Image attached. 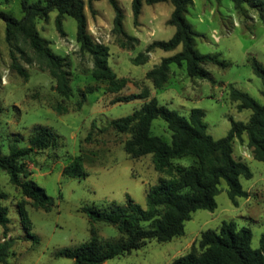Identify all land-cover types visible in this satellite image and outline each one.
<instances>
[{"label":"rangeland","instance_id":"rangeland-1","mask_svg":"<svg viewBox=\"0 0 264 264\" xmlns=\"http://www.w3.org/2000/svg\"><path fill=\"white\" fill-rule=\"evenodd\" d=\"M31 2L37 0H29ZM121 6L123 29L130 39L113 28V8L107 0H95L85 4L87 29L95 42L108 47V65L118 77L129 79L118 94L137 92L148 86L158 103L187 117L191 108L204 110L203 120L207 132L213 138L225 136L230 128V118L247 121L250 109L236 108V102L228 95L230 85L247 92L259 104H264V86L250 65L254 57L264 65V19H260L255 8L243 4L235 10L231 0H188L186 20L198 33L195 48L203 54H217V61L207 62L204 67L209 78L190 77L184 65L169 66L168 79L163 87L152 88L145 72L158 64L162 57L180 50L156 48L147 53V61L135 64L132 58L145 50L153 40H167L174 33V26L167 23L173 9L169 0L154 4L143 3L137 23L133 22L131 0H117ZM264 1V0H263ZM0 8L20 17L19 0H0ZM57 11H50L47 18H38L36 26L40 34L49 41L51 49L65 57L64 68L70 77L72 96L66 101L68 111L56 113L52 108L58 100L52 86L53 79L47 68L39 63L28 42L20 40L18 49L5 39V24L0 19V153L7 154L10 146L27 144L34 125L50 128L57 135L55 145L42 151H34L22 158L30 171V178L45 190L51 199L49 210L34 208L20 188L12 184L6 171L0 170V190L6 193L2 204L7 207L9 217L7 237H12L9 264H74L73 260L58 256L60 247L78 245L89 238L91 221L80 209L92 205L109 209L125 203L126 194L141 207L146 206L147 189L157 182V173L151 163L150 154L133 159L122 147L125 133L111 127L99 131L113 118L131 113L144 99L111 103L117 94L105 92V82L94 80L90 74L92 57L80 51L75 40L76 21L64 15L62 26L65 35H60L54 24ZM16 63L28 73L24 79L11 66V54ZM223 63L224 65H222ZM88 84L97 89L85 92L80 108L76 103L82 99L81 89ZM95 121V128L91 122ZM92 129V130H91ZM91 131V140L85 141ZM151 132L170 140V131L162 118H155ZM81 149L94 153L92 161L84 162L85 176L71 177L62 173ZM233 156L243 160L252 172L250 178L239 177L247 197H238L233 204L226 193L227 184L219 183L213 210L197 209L184 223L182 235L169 241L149 239L129 253L109 258L102 264H170L177 256L187 252L197 243L201 231L216 229L222 220H233L237 226L251 230L252 248L258 247L259 236L264 230V162L251 156L246 146V135L233 142ZM175 163L189 165L192 157L174 159ZM24 200V208L31 222L30 233L37 241L26 237L17 203ZM94 226L102 238H117V229L108 223L95 221ZM3 230L0 226V239Z\"/></svg>","mask_w":264,"mask_h":264},{"label":"trees","instance_id":"trees-1","mask_svg":"<svg viewBox=\"0 0 264 264\" xmlns=\"http://www.w3.org/2000/svg\"><path fill=\"white\" fill-rule=\"evenodd\" d=\"M95 0H19L22 15L18 18L0 8V19L5 24V39L16 49L18 42H28L53 79V90L58 100L52 108L58 114L68 111L66 101L72 96L70 77L64 68L65 57L54 52L49 41L44 38L37 26L38 18H47L50 11H57L54 24L60 35H65L62 26L64 15L72 16L76 21L75 40L79 50L88 52L92 57L90 74L94 80L105 82V92L117 94L111 103L128 101L134 98L144 99L142 104L131 113L113 118L106 125L98 127L104 131L111 127L118 133H125L122 140L123 150L128 157L136 159L150 154L153 169L163 173L157 177V182L150 186L145 194L146 206L141 207L126 194L124 204L113 205L109 209H100L92 205L81 207L91 221L88 240L74 246L60 247L55 251L58 256L73 260L74 264H102L109 258L131 252L144 244L146 240L155 239L159 242L169 241L182 235L184 223L191 213L197 209L213 210L216 207L215 195L219 192V183L227 184L226 193L233 204L237 205L238 197H247L239 177L250 178L252 172L241 159L233 156V142L246 135V146L251 156L264 162V104H259L247 92L234 86L229 87L228 95L236 102V108L250 109L247 121L230 118V128L225 136L213 138L206 129L203 120L204 110L191 108L187 117L158 103L151 95L150 88L143 86L137 92L118 94L129 81L126 77H118L108 65V47L104 43L95 42L87 29L85 4ZM113 8L112 19L115 31L130 39L123 29V10L117 0H107ZM166 0H131V10L134 24L140 14L143 3L154 4ZM173 6L167 23L174 26V33L167 40H153L145 50L132 58L133 63L142 64L147 61V53L160 48L172 50L180 46L174 54L162 57L158 64L145 72V78L151 82L152 88H161L168 79L169 66L184 65L190 77L209 78V71L204 67L207 62L217 61V54H203L195 48V37L198 33L185 18L188 0H169ZM233 8L238 10L243 4L255 8L260 19H264L263 0H231ZM11 66L27 79L26 70L16 63V57L11 54ZM224 65L223 63H221ZM253 73L260 77L264 86V65L254 57L250 58ZM97 85L88 84L81 89L82 99L76 103L80 108L85 92L96 90ZM162 118L170 131L167 141L151 132L153 119ZM95 128V121L91 122ZM92 130V129H91ZM91 131L84 137L91 140ZM57 142V135L50 128L34 125L27 137V144L18 147L10 146L7 154L0 153V170L9 175L12 184L20 188L21 194L29 199L34 208L49 210L52 204L45 190L31 178L30 171L22 162V158L34 151H42ZM81 149L70 163L62 168V173L71 177L85 176L84 162L92 161V156ZM192 157L193 163L183 165L175 163L174 159ZM6 193L0 190V226L3 237L0 239V264H9L6 260L12 243V237H7L8 224L7 207L2 204ZM20 221L25 229L26 237L37 241L36 235L30 233L31 222L24 208V200L17 203ZM95 221L113 225L119 236L117 238H102L99 236ZM251 230L247 226H237L233 220H222L216 229L208 228L201 231L197 243L191 244L189 250L175 257L170 264H264V230L259 236L257 248H252Z\"/></svg>","mask_w":264,"mask_h":264}]
</instances>
